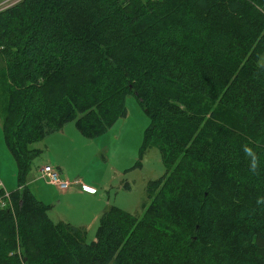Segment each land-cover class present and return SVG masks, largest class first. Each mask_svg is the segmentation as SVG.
Instances as JSON below:
<instances>
[{"label":"trees","instance_id":"obj_1","mask_svg":"<svg viewBox=\"0 0 264 264\" xmlns=\"http://www.w3.org/2000/svg\"><path fill=\"white\" fill-rule=\"evenodd\" d=\"M0 55L19 179L0 187V264H264V0H20ZM131 95L167 171L142 218L109 206L87 243L29 189L32 145L71 121L103 135Z\"/></svg>","mask_w":264,"mask_h":264},{"label":"rangeland","instance_id":"obj_2","mask_svg":"<svg viewBox=\"0 0 264 264\" xmlns=\"http://www.w3.org/2000/svg\"><path fill=\"white\" fill-rule=\"evenodd\" d=\"M146 2V0H143ZM141 0H123L124 9L132 14L144 3ZM7 80L5 62L0 55V186L7 193L18 187V171L16 162L5 140L4 118L5 91ZM208 112L220 115L226 122L236 125L233 115L220 109L217 105L200 101ZM127 116L118 120L103 135L87 139L79 132L75 121L65 125L63 133H53L44 140L32 145L38 150L26 182L37 180L41 185L46 181L37 174L40 167L47 165L69 175L74 181L83 180L92 184L104 195L110 206H116L142 218L150 200L149 188L161 180L166 168L161 159L159 147L153 144L142 154L145 132L150 119L131 95L125 101ZM252 135L251 132H248ZM103 185L107 190H103ZM33 190V187H32ZM34 194V193H33ZM62 207V206H61ZM61 207L50 213L54 223H60ZM69 213V211H68ZM99 223L91 231H87L86 242L91 243Z\"/></svg>","mask_w":264,"mask_h":264},{"label":"crops","instance_id":"obj_3","mask_svg":"<svg viewBox=\"0 0 264 264\" xmlns=\"http://www.w3.org/2000/svg\"><path fill=\"white\" fill-rule=\"evenodd\" d=\"M60 133L62 134L63 130ZM42 167L37 171L40 179L39 172ZM61 173L65 180L74 181L69 175L65 176L63 172ZM80 181L85 183L83 180ZM2 185L0 184V186ZM87 185L91 189H96L92 184L87 183ZM28 187L40 202L51 207L49 216L55 208L62 206L63 212L59 213L60 222L68 223L74 227L85 229L86 231H91L96 227L101 215L110 206V202L105 201L104 195L99 194V189H96L95 194H91L82 190L81 186H77L70 188L66 192H62L48 182L45 185H41L40 181L37 180L28 182ZM102 189L107 190L105 185H103Z\"/></svg>","mask_w":264,"mask_h":264},{"label":"built area","instance_id":"obj_4","mask_svg":"<svg viewBox=\"0 0 264 264\" xmlns=\"http://www.w3.org/2000/svg\"><path fill=\"white\" fill-rule=\"evenodd\" d=\"M20 0H4L0 3V11L5 10L7 8L12 7L17 4ZM41 179L47 181L50 185L56 187L58 190L62 192H66L70 190L72 187L81 186L82 190L95 194L96 189H91L87 184L81 181H69L62 178V175L59 171L53 168L50 165H46L41 168L40 172ZM7 197V196H6Z\"/></svg>","mask_w":264,"mask_h":264},{"label":"clouds","instance_id":"obj_5","mask_svg":"<svg viewBox=\"0 0 264 264\" xmlns=\"http://www.w3.org/2000/svg\"><path fill=\"white\" fill-rule=\"evenodd\" d=\"M244 151H245V153H246L247 155H249V156L253 155L252 152H251V150L248 149V148H245ZM252 166L255 167V157H253Z\"/></svg>","mask_w":264,"mask_h":264}]
</instances>
